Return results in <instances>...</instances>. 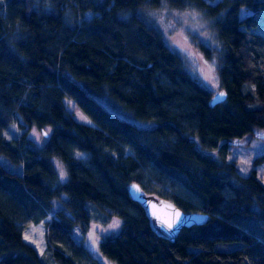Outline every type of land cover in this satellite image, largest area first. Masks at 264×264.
<instances>
[{
    "label": "trees",
    "instance_id": "16d2710c",
    "mask_svg": "<svg viewBox=\"0 0 264 264\" xmlns=\"http://www.w3.org/2000/svg\"><path fill=\"white\" fill-rule=\"evenodd\" d=\"M208 1L215 4L3 0L0 157L20 173L0 163V264H44L22 228L48 213L46 249L55 264L93 261L71 235L93 214L121 220L117 234L98 243L114 264H264V184L255 170L264 154L246 176L227 160L232 143L264 137V0ZM162 6L193 9L209 22L212 38L193 47L214 62L221 104L211 106L212 91L140 18ZM65 99L92 125L76 122ZM17 121L26 130L49 128L46 145L28 144L25 132L6 142L3 132ZM52 159L65 167V180L53 176ZM133 183L185 214L208 216L164 239L129 198Z\"/></svg>",
    "mask_w": 264,
    "mask_h": 264
},
{
    "label": "rangeland",
    "instance_id": "374dc122",
    "mask_svg": "<svg viewBox=\"0 0 264 264\" xmlns=\"http://www.w3.org/2000/svg\"><path fill=\"white\" fill-rule=\"evenodd\" d=\"M205 1L210 5L215 4L214 2H209L208 0ZM0 5H3V0H0ZM1 14L2 13H0V15ZM247 14L248 13L246 12H242L241 16H245ZM139 15L142 20L155 26L168 47L183 59L187 71L199 83L210 89L213 94L219 92L216 85L214 62L203 60L201 54L193 47L194 39L196 41L208 42V40L212 38L209 30V22L204 19L201 14L193 9L177 11L169 9L167 6H162L160 9L155 11H140ZM64 106L68 114H70L76 122L90 126L92 125L89 119L71 100L65 99ZM105 107L108 108L106 105ZM116 112L119 116L123 115V113L119 110ZM121 118L127 119L137 125L140 124L128 115L125 117L121 116ZM20 127L21 122L17 121L16 124H13L5 132H3L5 141L9 143L14 142L18 140L19 135L25 132V138L28 141V144L41 148L46 145L47 138L51 133L49 128H45L44 131H41L37 127H31L27 130ZM262 134L264 136V132H262ZM263 154L264 137H248L231 144L227 160L234 161L239 174L246 176L251 168L252 160ZM210 155L214 158L217 157L215 153H210ZM75 157L77 159L86 160V155L82 153H75ZM0 163H2V166L7 170L16 174L20 173L19 169H13V167L2 157H0ZM51 166L53 176H56L61 180L66 179L65 167L58 159H52ZM255 170L257 172V178L262 184H264V164L256 166ZM160 190L164 192L163 194L165 196H167V193L170 192V190L166 187H160ZM53 206L54 209H58L60 207L57 202H54ZM91 211L92 210H90V212ZM52 218L53 215L48 213L46 218L41 223L28 225L22 228L23 241L35 248L38 256L44 264H55L52 262L46 249V224ZM120 226L121 220L115 216L105 218L93 214L90 223L86 226L83 232H81L77 227H72L71 235L73 239L75 238V240L81 242L88 251L90 257L93 259L92 262L87 258L83 259L80 264H114L99 253L98 243L105 237L117 234Z\"/></svg>",
    "mask_w": 264,
    "mask_h": 264
},
{
    "label": "water",
    "instance_id": "95a60500",
    "mask_svg": "<svg viewBox=\"0 0 264 264\" xmlns=\"http://www.w3.org/2000/svg\"><path fill=\"white\" fill-rule=\"evenodd\" d=\"M225 98V93L219 91L213 95L210 104L216 106ZM127 191L129 198L145 210L154 232L169 241H173L182 228L201 225L208 216L201 213L185 214L170 201L142 191L137 183L130 184Z\"/></svg>",
    "mask_w": 264,
    "mask_h": 264
}]
</instances>
